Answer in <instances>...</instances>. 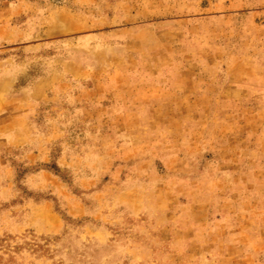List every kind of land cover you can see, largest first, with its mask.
Returning a JSON list of instances; mask_svg holds the SVG:
<instances>
[{
    "label": "rangeland",
    "instance_id": "1",
    "mask_svg": "<svg viewBox=\"0 0 264 264\" xmlns=\"http://www.w3.org/2000/svg\"><path fill=\"white\" fill-rule=\"evenodd\" d=\"M0 264H264V0H0Z\"/></svg>",
    "mask_w": 264,
    "mask_h": 264
}]
</instances>
